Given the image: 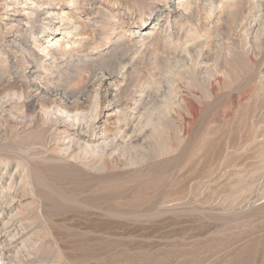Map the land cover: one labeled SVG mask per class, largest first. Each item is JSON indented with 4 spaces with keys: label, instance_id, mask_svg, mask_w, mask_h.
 <instances>
[{
    "label": "rangeland",
    "instance_id": "374dc122",
    "mask_svg": "<svg viewBox=\"0 0 264 264\" xmlns=\"http://www.w3.org/2000/svg\"><path fill=\"white\" fill-rule=\"evenodd\" d=\"M111 1L87 6L103 11L88 36L43 24L48 49L27 43L30 66L43 64L36 104L1 53L13 34L0 4V264H264V0H180L164 22L179 0ZM52 38L72 44L57 61ZM125 42L127 52L98 57ZM97 67L119 71L127 104L88 92L82 114L98 108L118 144L104 153L102 133L70 142L58 123L69 116L47 94L60 72L75 87Z\"/></svg>",
    "mask_w": 264,
    "mask_h": 264
},
{
    "label": "bare ground",
    "instance_id": "6f19581e",
    "mask_svg": "<svg viewBox=\"0 0 264 264\" xmlns=\"http://www.w3.org/2000/svg\"><path fill=\"white\" fill-rule=\"evenodd\" d=\"M18 1V0H17ZM100 0H23L20 3H23V5H19V2H14V0H0V4L3 5L2 9L7 14V20H9L11 25L9 26V29L7 32H12V36L8 35L4 38L3 42H6L7 49L2 48L1 53L4 54V59L10 60L12 63V69L15 71L14 73L16 76H20L23 79H25L26 83L28 84V87L34 88L33 90L36 91L32 95L31 104H36L39 99V95L43 94L41 93L42 87L40 83L42 82L41 77H36L38 75V70H41L43 68L42 62L34 63V66L31 65L30 56L33 55L32 52V46L28 45L27 43L30 41L32 45L36 44L35 46L39 47L42 51H46L48 49V46H43V44L40 43L38 39L37 33L47 32L45 30V27L42 28L41 26L45 24L48 29L54 28V32H56V35L59 34V30H63L62 26L67 24L71 25L73 27L75 33L72 31H67V34L73 35H82L83 37H86L89 35L90 27L92 28L93 24L96 23V14H102L101 5L98 6V8H91L88 9V5H91L92 2L99 3ZM123 1V0H122ZM170 0H168L169 2ZM242 1V0H241ZM112 5L110 7L117 9L119 8L120 2L112 0ZM195 2V1H193ZM192 2V3H193ZM101 3V2H100ZM127 3V2H126ZM196 3V2H195ZM205 3V2H203ZM212 3V2H211ZM215 3V2H214ZM222 3V2H221ZM224 3V1H223ZM227 3V2H226ZM263 3V2H262ZM134 4V3H133ZM184 3H181L180 0L176 1V4H173L169 7H167L168 11L166 14H162V17L160 18V21L164 20V18L170 19L171 16L174 18L178 16L175 6L181 5ZM258 4H260L258 2ZM137 5V4H136ZM195 5V4H194ZM236 5V3H235ZM238 5V4H237ZM182 6V5H181ZM185 6V5H184ZM264 6V5H263ZM108 7V6H107ZM106 7V8H107ZM129 8V7H128ZM160 9V8H159ZM166 9V10H167ZM263 9V8H262ZM261 9V10H262ZM111 10V9H110ZM1 11V10H0ZM264 11V10H263ZM121 13V12H120ZM258 13V12H257ZM95 14V15H94ZM107 14V13H106ZM109 14V13H108ZM197 14V13H196ZM256 14V13H255ZM121 15V14H120ZM124 15V14H123ZM259 15V14H258ZM262 15V14H261ZM243 16V15H242ZM260 16V15H259ZM2 17V16H1ZM0 17V18H1ZM115 17V16H114ZM125 17V16H124ZM245 17V16H244ZM243 17V18H244ZM256 17V16H255ZM254 17V18H255ZM120 18V17H119ZM127 18V17H126ZM130 18V17H129ZM128 19V18H127ZM98 20V19H97ZM256 20V19H255ZM67 22V23H66ZM103 22V20H102ZM146 22V20L144 21ZM164 22V21H163ZM14 23V24H13ZM125 23V19H121V24ZM105 24V23H104ZM127 24V23H126ZM153 24V23H152ZM6 25V24H5ZM95 26V25H94ZM158 26V25H157ZM41 27V28H40ZM152 27V26H151ZM228 27V26H227ZM226 27V28H227ZM8 28V27H7ZM68 28V27H67ZM94 28V27H93ZM95 29V28H94ZM117 29V28H116ZM156 29V28H155ZM115 30L114 24H109V26L106 29V35L104 34V39L108 40V35H112V33ZM229 30V29H228ZM234 30V29H233ZM5 31V30H4ZM157 31V30H156ZM62 32V31H61ZM138 32V31H137ZM136 32V33H137ZM102 33V32H101ZM100 33V34H101ZM230 33V32H229ZM96 34V33H95ZM103 34V33H102ZM116 34V33H115ZM147 34V33H146ZM232 34V33H231ZM51 35V34H49ZM243 35V34H242ZM10 36V37H9ZM122 36V35H121ZM148 36V35H146ZM8 37V38H7ZM95 37V36H94ZM157 37V36H156ZM80 38V37H79ZM245 38V36H243ZM242 38V39H243ZM54 38L50 39L48 42H50V45H57L59 47H56L54 50H48L46 54L52 55V60L55 61L56 58V51L61 52V54L67 53L66 46L72 45L71 43L64 42L62 40H54ZM73 39V38H72ZM81 39V38H80ZM100 38L95 39L92 42H89L88 40L84 39L83 46H85V49H88L89 46H87L89 43H93ZM113 39V38H112ZM126 39V38H125ZM142 39V38H141ZM236 39V38H235ZM116 40V39H115ZM122 40V39H121ZM130 40V39H129ZM80 41V40H79ZM236 41V40H235ZM70 42V41H69ZM105 42V41H104ZM110 42V41H109ZM120 42V40H119ZM231 42V41H230ZM233 42V41H232ZM76 43V42H75ZM78 43V42H77ZM100 43L97 42L96 44ZM116 41H114V44ZM80 44V43H79ZM235 44V43H234ZM76 45V44H75ZM133 46V43L131 42H125L122 44H116L114 45L113 49L109 50V53H97L98 57L102 59L111 58V56L116 55L118 52L128 51L130 47ZM72 47V46H70ZM69 48V47H68ZM96 49V47H93ZM39 49V50H40ZM53 49V48H51ZM106 50V49H105ZM250 51V50H249ZM58 52V53H59ZM38 53V52H37ZM35 54V53H34ZM69 54V53H68ZM95 54V53H94ZM101 54V55H100ZM128 55V54H127ZM48 56V55H47ZM35 57V56H34ZM42 57V56H41ZM79 57V56H78ZM88 58L90 56H87ZM1 58V56H0ZM37 58V57H36ZM35 58V59H36ZM97 58V57H96ZM1 59V60H2ZM40 59V58H39ZM61 59V58H60ZM72 59V58H71ZM117 59V58H116ZM123 59V58H122ZM119 64H115L112 60V65L114 63L115 68L120 66V64H124V68L126 67V64L124 61H122ZM83 60V59H82ZM81 58H78L75 63H72V60L65 61L70 66V64H73L72 66L79 67L80 65H77L82 61ZM110 60V59H109ZM124 60V59H123ZM44 61V60H43ZM57 61V60H56ZM84 61V60H83ZM87 61V60H86ZM97 61V60H96ZM2 62V61H1ZM7 62V61H6ZM88 62V61H87ZM94 62V61H93ZM117 62V61H116ZM168 62V61H167ZM5 63V62H4ZM51 63V62H50ZM7 64V63H6ZM56 64V63H55ZM62 64V63H61ZM94 64V63H93ZM53 65V63L50 64V66ZM65 65V64H64ZM66 65V66H68ZM87 65V63H84V67ZM90 65V64H89ZM49 65L45 67V70L47 71H54L53 67L51 68ZM60 66V65H58ZM109 66V65H108ZM129 66V65H128ZM27 68V73H23L20 68ZM57 67V66H56ZM10 68V67H9ZM130 68V67H129ZM57 69V68H56ZM72 69V68H71ZM75 69V68H74ZM83 69V68H82ZM106 69V67H105ZM112 69V68H111ZM69 70V69H68ZM67 69H64L65 73L69 72ZM92 78L84 85L79 86L80 83H76L75 87L72 86L71 81L72 79H69V77L64 76L63 72L59 73L58 77L56 79V84L54 87L49 89L50 96L53 97V106H55L54 109L57 108V110L60 112H65L68 114L69 119H64L60 117V121L58 123L62 124L66 129H64V132L69 137L70 142L79 145L80 140L84 139V142H90L95 140V137L97 133H102V137L104 138V142L102 143L103 151L108 152L111 149H115L117 147V143L112 142L108 143L106 140L109 137L110 131L106 128L104 123H101V125H97L96 121L98 118L99 109H93L95 113H92V115L89 116V119L85 117L83 114L84 107L90 106V98L91 95L88 94V92L91 89L96 88L94 91L97 97V101H99L100 94H103V97H107L114 100L116 105H120V108L125 104V100L123 101L122 98H120L119 90L122 89V87H119V83H121L119 76L117 75L119 71L114 70L113 72H106L103 68H92ZM110 70V69H109ZM130 70V69H129ZM11 71V70H10ZM132 71V69H131ZM9 72V71H8ZM40 72V71H39ZM115 72H118L115 74ZM11 73V72H10ZM46 73V72H45ZM64 73V74H65ZM121 73V72H120ZM6 74V73H5ZM47 74V73H46ZM58 74V73H57ZM13 75V74H12ZM44 75V74H43ZM67 75V74H66ZM122 75V74H121ZM3 76V75H2ZM8 76V75H7ZM46 76V75H45ZM70 76V75H69ZM85 76V75H84ZM123 77V76H122ZM125 77V76H124ZM13 78V77H12ZM47 78V77H46ZM63 78V79H62ZM17 79V78H16ZM52 79V78H51ZM76 79V78H75ZM74 79V80H75ZM7 80V79H6ZM13 80V79H12ZM63 80V81H62ZM9 81V80H8ZM19 81V80H18ZM23 81L20 82V86L23 85ZM44 84V82L42 83ZM54 84V83H53ZM98 87H96V86ZM8 86V85H7ZM17 86V85H15ZM113 86H118V90L114 89ZM2 87V86H1ZM48 87V85H47ZM62 87V89H61ZM7 89V87H5ZM23 90V89H22ZM173 90V89H172ZM13 91V90H12ZM30 91V90H29ZM28 91V92H29ZM48 90L46 89V92ZM6 92V91H5ZM93 92V93H94ZM174 92V91H173ZM9 93V92H8ZM20 92H17V94ZM7 94V93H6ZM12 94V92H11ZM3 95V94H2ZM25 95V94H24ZM148 95V94H147ZM23 96V94H22ZM21 96V97H22ZM41 96V95H40ZM5 97V96H2ZM15 97V96H12ZM18 97V96H17ZM46 97V96H45ZM48 97V96H47ZM10 98V97H9ZM2 99V98H1ZM0 99V100H1ZM43 99V98H42ZM47 99V98H46ZM49 99V98H48ZM12 100V98H11ZM51 100V102H52ZM92 100V99H91ZM15 102V101H14ZM18 102V101H17ZM27 102V101H26ZM40 104V103H38ZM44 104V103H43ZM113 104V103H110ZM6 105V104H5ZM10 105V104H9ZM129 105V104H128ZM101 106V105H100ZM99 106V107H100ZM113 106V105H112ZM33 108V107H32ZM31 108V109H32ZM51 108V107H50ZM92 108V107H91ZM116 108V107H115ZM53 109V108H52ZM125 109V108H124ZM40 110V109H39ZM114 110V109H113ZM11 111V110H10ZM132 111V110H130ZM129 111V112H130ZM45 112V111H44ZM119 112V111H118ZM83 113V114H82ZM111 114V113H110ZM110 114L107 113V116ZM134 114V113H133ZM43 115V114H42ZM87 115V114H86ZM112 115V114H111ZM60 116V115H59ZM88 116V115H87ZM3 118V117H2ZM163 121V120H162ZM120 122V121H119ZM99 124V123H98ZM130 127V126H129ZM133 127V126H132ZM121 128V127H120ZM73 130V133L70 131ZM131 132V131H130ZM118 134V133H117ZM112 135V134H111ZM116 138V137H115ZM129 140V139H128ZM141 140V139H140ZM113 141V140H112ZM119 141V140H118ZM134 141V140H133ZM129 142V141H128ZM124 144V143H123ZM130 145V144H129ZM139 145V144H138ZM128 146V145H127ZM137 146V145H136ZM101 147V148H102ZM129 147V146H128ZM88 149V148H87ZM113 151V150H112ZM125 151V150H124ZM114 152V151H113ZM130 156V155H129ZM26 177V176H25ZM1 245V244H0ZM7 245V244H6ZM15 245V244H14ZM3 249V247L1 246ZM7 251L4 250L0 253V258H4ZM10 255V253H9ZM8 255V256H9ZM7 257V256H6ZM4 261V260H3Z\"/></svg>",
    "mask_w": 264,
    "mask_h": 264
}]
</instances>
